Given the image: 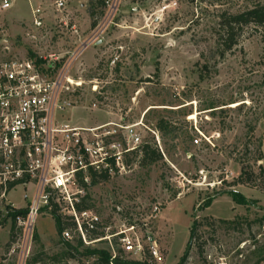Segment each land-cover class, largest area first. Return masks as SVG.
Segmentation results:
<instances>
[{"label":"rangeland","instance_id":"rangeland-1","mask_svg":"<svg viewBox=\"0 0 264 264\" xmlns=\"http://www.w3.org/2000/svg\"><path fill=\"white\" fill-rule=\"evenodd\" d=\"M66 2L62 13L53 0H16L8 11L0 2V52L5 39L31 50L26 34L35 7L45 10L48 52L74 50L70 26L76 24L87 37L98 0ZM263 4L112 0L94 9L96 22L106 28L104 43L89 47L72 67L70 76L82 86L66 95L73 108L58 117L84 128L137 126L142 145L157 147L162 160L142 167L139 150L126 154L125 172L98 178L95 185L91 178L79 204L99 214L109 234L131 223L143 234V222H150L162 264L181 262L194 224L184 264H264V26L245 27L225 56L219 49L221 15ZM56 15L68 16V26L55 25ZM161 119L169 123L166 133L156 127ZM242 168L250 179H240ZM229 192L244 196L246 205L236 204ZM23 195L18 187L7 201L0 200V264L89 258L64 257L69 241L57 233L49 209L40 210L29 226L17 224L12 240L7 206L27 209ZM208 198L214 201L205 207ZM154 208L158 212L152 216Z\"/></svg>","mask_w":264,"mask_h":264},{"label":"built area","instance_id":"built-area-1","mask_svg":"<svg viewBox=\"0 0 264 264\" xmlns=\"http://www.w3.org/2000/svg\"><path fill=\"white\" fill-rule=\"evenodd\" d=\"M53 1L55 11L62 13L67 0ZM111 1L106 0L105 4L108 6ZM0 2L2 10L8 11L16 0ZM32 15L26 34L31 50H19L5 39L0 52V200L7 201L11 192L23 188L28 216L24 220L18 218L17 222L25 226L35 221L40 210L57 207L73 224L63 232L64 240H81L89 248L103 244L97 250L108 254L107 264H162L156 235L148 231L150 222H143V234L134 223L109 234V228L103 226L94 210L76 209L84 193L82 184H88L92 174L110 177L125 172V155L142 145L135 130L137 126L109 123L82 128L58 117L67 108H73L66 95L82 86L70 76L72 67L81 61L89 47L104 43L105 26L97 23L83 37L80 28L72 24L75 49L61 54L48 52L45 47L48 36L45 10L35 7ZM66 17L56 15L55 25L68 26ZM120 140L125 141L127 149H123ZM157 212L154 208L152 216ZM66 264L104 263L98 255H93Z\"/></svg>","mask_w":264,"mask_h":264},{"label":"trees","instance_id":"trees-1","mask_svg":"<svg viewBox=\"0 0 264 264\" xmlns=\"http://www.w3.org/2000/svg\"><path fill=\"white\" fill-rule=\"evenodd\" d=\"M105 1L106 0H98L96 5L97 8H103L105 7ZM93 3V0H92ZM96 5L92 4L91 12H90V18L92 20V28H94L97 25L96 22V13L94 12V9ZM250 25L255 26H264V4L263 5H257L251 9H248L244 12L237 13V14H229V13H223L221 15V20L219 23V49L221 50V56H225L226 53L231 52L234 47L238 44V37L240 36L241 32L245 27H248ZM169 123L165 121L164 119H161L157 123V129L161 133H166L168 129ZM137 150L141 153V159H140V166L142 167H148L150 165L156 164L157 162L162 160V154L158 150L157 147L153 145H141ZM135 150V151H137ZM258 161L262 160V155L257 159ZM126 164V162H125ZM128 167V165L126 164ZM249 172H246L244 168H242V173L240 175V179L243 177H247L250 179ZM102 178L104 180H107L109 176L106 174L97 175L92 174V184L95 185L97 183V179ZM83 183V182H82ZM83 187H87L86 184H82ZM229 196L233 198V200L238 205H246L247 200L244 196H242L240 193L237 192H229ZM214 201V198H208L205 200V207H208L212 204ZM76 209L78 211L89 209L84 204H76ZM8 210V218L11 219L12 222V229H11V239L14 240L15 237V231L17 229V220L18 218L26 219L28 216V209H18L15 210L11 206H7ZM51 213L53 215L54 221H55V227L56 231L60 236H63V232L67 229H71L73 227V224L70 220V218L63 216L57 207L52 208ZM225 222V221H223ZM260 222L264 223V217L260 220ZM195 230H196V224H194L193 230L191 231L190 240L187 246V250L181 259V262L179 264H184L191 249L192 241L195 237ZM74 244V245H73ZM66 252L64 254V257L66 258H85V257H91L93 255H98L101 258L102 263L107 264L109 256L106 252L97 250V249H91L89 247H86L81 240H74L73 242H66L65 244ZM81 249H83L81 251ZM39 258L33 260L30 264H38ZM118 264H139L137 262H117Z\"/></svg>","mask_w":264,"mask_h":264},{"label":"crops","instance_id":"crops-1","mask_svg":"<svg viewBox=\"0 0 264 264\" xmlns=\"http://www.w3.org/2000/svg\"><path fill=\"white\" fill-rule=\"evenodd\" d=\"M77 127H80V126H77ZM82 128H84V127H82Z\"/></svg>","mask_w":264,"mask_h":264}]
</instances>
